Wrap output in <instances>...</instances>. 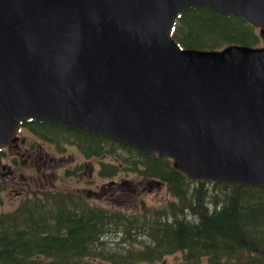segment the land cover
Returning a JSON list of instances; mask_svg holds the SVG:
<instances>
[{
    "label": "water",
    "instance_id": "water-1",
    "mask_svg": "<svg viewBox=\"0 0 264 264\" xmlns=\"http://www.w3.org/2000/svg\"><path fill=\"white\" fill-rule=\"evenodd\" d=\"M195 6L245 18L264 43V0H0V147L33 118L192 179L263 186L264 44L180 48L175 19Z\"/></svg>",
    "mask_w": 264,
    "mask_h": 264
},
{
    "label": "trees",
    "instance_id": "trees-1",
    "mask_svg": "<svg viewBox=\"0 0 264 264\" xmlns=\"http://www.w3.org/2000/svg\"><path fill=\"white\" fill-rule=\"evenodd\" d=\"M172 37L182 48L198 50L262 45L259 29L243 17L201 6L182 10ZM33 128L82 140L85 152L112 158L103 163L102 176L137 173L147 180L145 190L164 183L172 199L156 209L143 204L138 213L108 212L77 208L66 190L28 194L15 210L0 215V264H97L90 258L154 263L178 252L181 260L174 264H264V186L193 180L172 159L104 136L95 141L48 122L35 121ZM111 233L120 238L115 250L103 240Z\"/></svg>",
    "mask_w": 264,
    "mask_h": 264
},
{
    "label": "flooded vegetation",
    "instance_id": "flooded-vegetation-1",
    "mask_svg": "<svg viewBox=\"0 0 264 264\" xmlns=\"http://www.w3.org/2000/svg\"><path fill=\"white\" fill-rule=\"evenodd\" d=\"M29 123V121L23 123L19 131L20 139L18 144L0 148L2 149L0 150V154L3 159V169L8 176L7 186L11 190L16 191L19 195L23 193L26 195L29 192H36L38 190L50 187H58L59 184H63L65 185L66 189L69 188V190L73 191L75 190L74 183L72 181L74 175L78 177L79 182L85 181L89 178L87 182L93 183L96 176L102 178V172L100 168L102 161L98 166V172L94 175L92 174L93 169H90L89 164H85V169H90V174L88 175L84 167L79 166L75 170L73 162H70L69 166H65L63 163L58 161L57 157H52L48 150L80 149L82 152L84 149L81 146L82 140L71 137L66 141V145H61L59 143L58 135L54 137L48 136L43 132H39L38 130L31 128ZM62 129L64 131L68 130L63 127ZM69 131L71 133L81 135L84 138H92L95 141L102 140L100 136H95L76 130ZM64 152L65 151H56V153L60 155H63ZM39 153L49 157L50 161H42V155L37 157ZM82 153L87 157L100 156L89 151H84ZM58 171H62V174L59 175L58 184H56L51 180L52 177L56 176ZM16 184H21L22 189L17 187ZM79 192H81L80 189ZM89 195H92V198ZM85 199L89 205L98 207L102 201V187H100V190L89 189L85 195ZM89 199H91L90 203Z\"/></svg>",
    "mask_w": 264,
    "mask_h": 264
},
{
    "label": "rangeland",
    "instance_id": "rangeland-1",
    "mask_svg": "<svg viewBox=\"0 0 264 264\" xmlns=\"http://www.w3.org/2000/svg\"><path fill=\"white\" fill-rule=\"evenodd\" d=\"M50 152V155L52 157H57L58 161L60 163H63L65 166H69L70 162H73L74 164V169L76 170L77 167L82 166L84 167L85 164H89L90 169H93L92 174L94 175L95 173L98 172V166L100 162L104 161H111L110 159L102 158V156H92V157H87L85 156L80 149H66L63 155H60L56 153L58 151L57 149H48ZM69 152V153H68ZM40 155L43 156V154L39 153L37 157ZM43 161H50L44 159ZM85 169V167H84ZM90 169H85L87 171V174H90ZM62 174V171H58L55 177H52V182L58 184V179L59 175ZM73 183H74V188L75 190L80 189V191H85L88 192L89 189H94V190H100V187H102V206L108 208V209H133L135 212H140L141 206L146 205L147 207L151 209H156L159 208L167 203L169 199H172V195L168 192L167 186L164 183H160L157 185V187H152V191H145L146 188V182L144 178H142L139 174L133 173L130 171H123L122 174L118 177H103L99 178L98 176L95 177V181L93 183L89 182H83V183H78V177L73 176ZM50 181V182H51ZM123 182L125 185H133L135 189V193L132 194H127L126 189H120L119 191L121 192V199L119 204H114L112 203L111 198H107L105 193L109 194V192H112L114 190V187H111V183H119ZM51 184V183H50ZM84 187H83V186ZM17 187L22 189L21 184H16ZM87 186V187H86ZM65 185L59 184V188H64ZM86 187V188H85ZM66 188V187H65ZM3 201L4 204L0 208V210H14L16 208V205L19 201V197L16 191H13L11 195H4L3 196ZM5 206V207H4ZM4 207V208H3ZM114 230V228H112ZM119 235H114V234H109L105 235L104 241L110 248V250H115L117 247V244L120 242V238L118 237ZM124 245L126 246L127 243L124 242ZM92 261V258L89 259ZM181 260V253H175L168 255L164 257L162 260L150 263V262H143V261H138V262H133V263H128V264H174L177 263ZM99 264H109L108 262H103V261H97ZM112 264V263H111Z\"/></svg>",
    "mask_w": 264,
    "mask_h": 264
},
{
    "label": "bare ground",
    "instance_id": "bare-ground-1",
    "mask_svg": "<svg viewBox=\"0 0 264 264\" xmlns=\"http://www.w3.org/2000/svg\"><path fill=\"white\" fill-rule=\"evenodd\" d=\"M68 153H69V152H68ZM74 176H75V175H74ZM69 179H70V178H69ZM72 181H73V180H72ZM79 184H80V183H79ZM80 185H81V184H80ZM82 186H83V185H82ZM83 187H84V186H83ZM86 187H87V186H86ZM86 187H85V188H86ZM68 189H69V188H68ZM98 190H99V189H98ZM73 191H74V190H73ZM41 194H42V193H41ZM93 194H94V193H93ZM89 196H90V195H89ZM90 197H91V196H90ZM97 197H98V196H97ZM99 197H100V194H99ZM86 198H87V197H86ZM100 199H101V198H100ZM87 200H88V199H87ZM90 200H91V199H89V203H90ZM95 203H96V202H95ZM75 205H76V204H75ZM94 205H96V204H94ZM4 207H5V206H4ZM4 207H3V208H4ZM104 207H105V206H104ZM1 210H2V209H1ZM109 232H110V231H109ZM120 232H121V231H120ZM120 232H119V234H120ZM113 233H114V232H113ZM117 233H118V232H117ZM121 241H122V240H121ZM99 244H102V243H99ZM100 246H101V245H100ZM113 252H114V251H113ZM113 252H112V253H113ZM117 253H118V252H117ZM115 255H117V254H115ZM111 256H112V255H111ZM100 258H101V257H100ZM117 258H118V257H117ZM125 259L127 260L128 258H125ZM118 260H119V259H118ZM120 260L123 261L122 258H121ZM126 260H124V261H126ZM108 261H109V260H108ZM133 261H134V260H133ZM127 262H129V261H127ZM131 262H132V261H130L129 263H131ZM109 264H111V263L109 262ZM123 264H124V263H123Z\"/></svg>",
    "mask_w": 264,
    "mask_h": 264
}]
</instances>
